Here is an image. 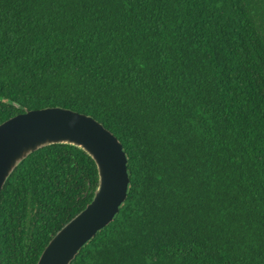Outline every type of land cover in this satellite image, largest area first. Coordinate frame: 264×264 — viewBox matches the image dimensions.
Instances as JSON below:
<instances>
[{"label": "trees", "instance_id": "obj_1", "mask_svg": "<svg viewBox=\"0 0 264 264\" xmlns=\"http://www.w3.org/2000/svg\"><path fill=\"white\" fill-rule=\"evenodd\" d=\"M46 107L128 157L126 202L71 264H264V0H0V124ZM97 185L77 148L31 154L0 194L1 264H37Z\"/></svg>", "mask_w": 264, "mask_h": 264}, {"label": "water", "instance_id": "obj_2", "mask_svg": "<svg viewBox=\"0 0 264 264\" xmlns=\"http://www.w3.org/2000/svg\"><path fill=\"white\" fill-rule=\"evenodd\" d=\"M53 145L83 151L98 172L92 201L50 240L37 262L71 264L82 248L113 222L126 202L128 157L120 140L91 116L61 107L27 111L0 124V194L24 160Z\"/></svg>", "mask_w": 264, "mask_h": 264}, {"label": "snow or ice", "instance_id": "obj_3", "mask_svg": "<svg viewBox=\"0 0 264 264\" xmlns=\"http://www.w3.org/2000/svg\"><path fill=\"white\" fill-rule=\"evenodd\" d=\"M73 127H75V125H73Z\"/></svg>", "mask_w": 264, "mask_h": 264}]
</instances>
